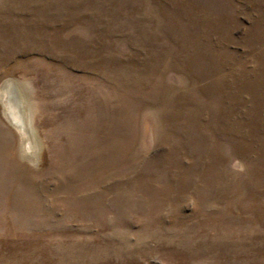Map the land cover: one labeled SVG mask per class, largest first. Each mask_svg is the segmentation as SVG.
<instances>
[{"label":"rangeland","instance_id":"rangeland-1","mask_svg":"<svg viewBox=\"0 0 264 264\" xmlns=\"http://www.w3.org/2000/svg\"><path fill=\"white\" fill-rule=\"evenodd\" d=\"M0 264H264V0H0Z\"/></svg>","mask_w":264,"mask_h":264},{"label":"bare ground","instance_id":"bare-ground-1","mask_svg":"<svg viewBox=\"0 0 264 264\" xmlns=\"http://www.w3.org/2000/svg\"><path fill=\"white\" fill-rule=\"evenodd\" d=\"M10 85H12V82H10L9 84H7V86H5V88H4V90H2V97H3V102L5 104L6 115H7L8 119H9V121L12 123V125L19 130V132L21 133V135L22 136H25L26 133H27V131L30 130L28 128L29 125L24 122L23 115H21L22 112H23L22 111V102H21V99L18 98V96L17 97L16 96H12V95L10 96V94L8 92V87H11Z\"/></svg>","mask_w":264,"mask_h":264}]
</instances>
